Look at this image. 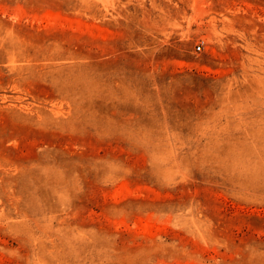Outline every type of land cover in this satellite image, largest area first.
<instances>
[{
	"label": "rangeland",
	"instance_id": "374dc122",
	"mask_svg": "<svg viewBox=\"0 0 264 264\" xmlns=\"http://www.w3.org/2000/svg\"><path fill=\"white\" fill-rule=\"evenodd\" d=\"M0 264H264V0H0Z\"/></svg>",
	"mask_w": 264,
	"mask_h": 264
},
{
	"label": "built area",
	"instance_id": "2783aa9c",
	"mask_svg": "<svg viewBox=\"0 0 264 264\" xmlns=\"http://www.w3.org/2000/svg\"><path fill=\"white\" fill-rule=\"evenodd\" d=\"M201 44H198L197 46H196V49H198V50H200L201 49Z\"/></svg>",
	"mask_w": 264,
	"mask_h": 264
}]
</instances>
